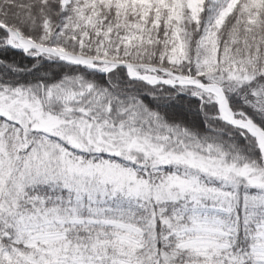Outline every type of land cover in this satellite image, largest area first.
Returning a JSON list of instances; mask_svg holds the SVG:
<instances>
[{
  "label": "snow or ice",
  "instance_id": "obj_1",
  "mask_svg": "<svg viewBox=\"0 0 264 264\" xmlns=\"http://www.w3.org/2000/svg\"><path fill=\"white\" fill-rule=\"evenodd\" d=\"M0 264H264V0H0Z\"/></svg>",
  "mask_w": 264,
  "mask_h": 264
}]
</instances>
